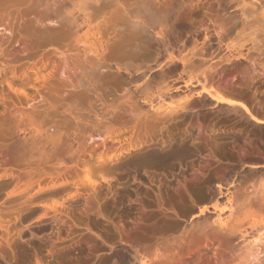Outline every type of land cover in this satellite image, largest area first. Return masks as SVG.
<instances>
[{
	"label": "rangeland",
	"instance_id": "obj_1",
	"mask_svg": "<svg viewBox=\"0 0 264 264\" xmlns=\"http://www.w3.org/2000/svg\"><path fill=\"white\" fill-rule=\"evenodd\" d=\"M140 1L92 17V52L53 0H0V264H264L229 209L264 181V124L202 91L264 118V0H149L185 27L128 55Z\"/></svg>",
	"mask_w": 264,
	"mask_h": 264
},
{
	"label": "bare ground",
	"instance_id": "obj_2",
	"mask_svg": "<svg viewBox=\"0 0 264 264\" xmlns=\"http://www.w3.org/2000/svg\"><path fill=\"white\" fill-rule=\"evenodd\" d=\"M110 2L111 0H53L52 2L53 10L51 16L53 20L54 19L57 20L58 18H60L61 12H64L65 10L67 12V19L70 24V27L75 32L82 33V38L86 43H88L87 45L90 51L96 52L99 48H102V46H103V50H106L108 49L107 48L108 45L112 46V44H108L105 42L103 45H101V42L97 37L98 33L93 30V26L91 25V23H92V17L99 12H103L105 7H107ZM139 3L140 4L137 7V10L134 15L136 17V20L138 21L133 23V28H132L133 33L137 34V36H131L129 37V39H125V37H122L121 38L122 41L118 43L121 45L124 53H127L128 55L129 54L142 55L143 53L154 48V45L156 43L160 42L159 38L162 39V36L165 33V31L164 33H162L163 30H161L160 28H159L160 31L158 30V32L154 30L155 31L154 35L156 37H154V35H153V39L149 37L152 33V32L149 33V28H151L150 21L152 20H153L152 23L153 22L155 23L154 20H156V23L159 22L158 25L162 24L163 29L169 26L168 22L170 20H172L171 24H173L174 27L177 29L178 28L183 29L185 27L183 21L184 15L182 11L183 2H181L178 5V8L176 10H173L167 2L165 3V1L163 2L164 4H160V5H155L152 1L149 0H141ZM209 23H211L210 19H209ZM173 25L172 28H174ZM170 28L171 27H169V29ZM151 31H153V29H151ZM57 32H58L57 30H54L52 34H56ZM138 35L143 36L142 42L138 40ZM218 35H220V32ZM91 38H93V41L91 40ZM202 91L205 94L209 95L213 100H215L218 103H223L227 105H236L244 108L245 111L251 116V118L256 123L264 124V118H261L253 114L251 110L246 107L245 104L233 98L231 95L223 96L218 92L212 93L209 89H205V88ZM229 93L234 94L232 91H230ZM251 192H252L251 195L246 197L243 202L238 201L234 206L232 205L231 200H229L230 203L229 209L237 212L238 214V212H240L244 208L245 210L243 212V215L245 216V218L247 217L251 218L254 224L256 223L262 225L261 227L264 228V223H263L264 219H262L264 218V181H262L260 183V186L256 189L252 186ZM251 197H254L256 199L255 203H252L250 201ZM218 222L220 225L224 224V222L221 221V219H219ZM260 241H262L261 237H257L253 240L254 243H260Z\"/></svg>",
	"mask_w": 264,
	"mask_h": 264
}]
</instances>
